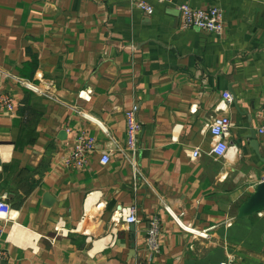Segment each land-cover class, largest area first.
Instances as JSON below:
<instances>
[{
	"label": "crops",
	"instance_id": "obj_1",
	"mask_svg": "<svg viewBox=\"0 0 264 264\" xmlns=\"http://www.w3.org/2000/svg\"><path fill=\"white\" fill-rule=\"evenodd\" d=\"M137 1L0 0V94L14 106L0 108V197L11 205L0 264H264V212L238 216L264 180V0H146L153 14ZM180 3L220 7L223 33L183 29ZM134 103L136 152L125 117ZM222 116L231 126L216 137ZM83 130L96 150L68 169ZM165 205L209 237L183 231ZM153 216L161 250L149 260Z\"/></svg>",
	"mask_w": 264,
	"mask_h": 264
},
{
	"label": "built area",
	"instance_id": "obj_2",
	"mask_svg": "<svg viewBox=\"0 0 264 264\" xmlns=\"http://www.w3.org/2000/svg\"><path fill=\"white\" fill-rule=\"evenodd\" d=\"M159 3H171L173 0H155ZM135 5L140 8L142 11L153 14L154 7L152 4L146 0H138ZM181 27L183 29L188 28H197L199 30L221 34L225 29V17L224 12L220 7H209L207 9H197L192 7L187 3H180L176 6ZM23 87L35 92L41 93V89L27 81L21 80ZM226 99L232 101V95L226 93ZM0 108L2 110L13 111L14 106L11 100L0 94ZM262 116L261 124L257 128V134L264 139V103L262 104ZM139 104L134 103L130 106L126 112V135H127V147L128 150L136 152L138 149V143L140 140V135L143 129L139 117ZM81 116L85 120L96 122L104 133L110 136V131L101 123L99 120L95 119L91 115L85 112H81ZM231 126V121L228 117L222 116L219 117L214 125L212 126L211 132L216 137H222L223 134ZM97 139L91 135H88L86 131H81L75 139L74 147L72 150L65 155L62 159V164L68 169H83L88 165L89 156L96 150ZM227 143L224 140H221L217 146L214 148L213 152L217 156H222L227 151ZM195 156L198 155V151H195ZM111 161V156L109 153H104L100 159L101 164L106 165ZM165 210L171 215V217L176 221L180 228L186 233L193 235H198L200 237L208 238L209 229H198L193 226L187 225L182 220V213H176L170 206L165 205ZM11 210L10 203L4 198L0 197V217L7 220L8 215ZM136 208L131 207L130 213L128 216V222L134 223L137 222ZM6 232L5 222H0V239ZM161 220L158 216H153L149 221V226L147 230L146 238V248H147V258L152 260L161 250ZM7 251L0 248V261L5 259ZM221 264H233V261H226Z\"/></svg>",
	"mask_w": 264,
	"mask_h": 264
},
{
	"label": "water",
	"instance_id": "obj_3",
	"mask_svg": "<svg viewBox=\"0 0 264 264\" xmlns=\"http://www.w3.org/2000/svg\"><path fill=\"white\" fill-rule=\"evenodd\" d=\"M251 145L258 153V143L256 141V133L251 132ZM264 212V180H262L256 187L255 191L249 198L239 207L238 216L241 218L251 216L256 213ZM264 241V235H263Z\"/></svg>",
	"mask_w": 264,
	"mask_h": 264
}]
</instances>
